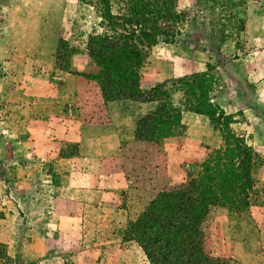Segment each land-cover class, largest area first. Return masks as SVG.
Masks as SVG:
<instances>
[{"label":"rangeland","instance_id":"rangeland-1","mask_svg":"<svg viewBox=\"0 0 264 264\" xmlns=\"http://www.w3.org/2000/svg\"><path fill=\"white\" fill-rule=\"evenodd\" d=\"M80 1L0 0V264H148L125 237L127 223L160 191L200 172L217 149L202 145L203 119L167 138L133 140L137 119L158 102L101 98L84 43L106 27L97 5ZM155 1L161 35L146 50L138 85L161 86L142 99L186 111L191 98L217 106V92L235 86L240 107L264 122V53L248 73L232 63L248 39L239 37L235 19L264 16V0ZM119 7L112 0L110 12ZM226 15L233 18L228 39L219 34L229 31L219 27ZM118 24L117 32L130 30ZM221 40L228 49L220 50ZM240 127L230 129L246 135ZM247 145L261 160L247 207L212 208L201 225L206 256L227 264H264V138Z\"/></svg>","mask_w":264,"mask_h":264},{"label":"trees","instance_id":"trees-1","mask_svg":"<svg viewBox=\"0 0 264 264\" xmlns=\"http://www.w3.org/2000/svg\"><path fill=\"white\" fill-rule=\"evenodd\" d=\"M120 12H110L112 0H81L99 10L105 31L90 34L85 49L95 65L93 80L103 100L158 102L155 108L137 119L133 140L167 138L181 128V111L158 98L142 99L161 85L140 90L138 69L146 50L161 35L157 27L155 0H113ZM119 22L122 33L113 26ZM139 26L135 32L132 28ZM142 27V29H141ZM119 30V29H118ZM186 111L207 118L221 136V145L202 164V170L176 186L156 194L145 209L127 223L125 237L137 244L148 264H227L206 256L201 230L209 210L220 208L238 213L247 207L254 188V173L261 160L243 137L231 129V117L218 106L203 107L191 98L183 103ZM216 109V110H215ZM218 124L221 128L216 127Z\"/></svg>","mask_w":264,"mask_h":264},{"label":"crops","instance_id":"crops-1","mask_svg":"<svg viewBox=\"0 0 264 264\" xmlns=\"http://www.w3.org/2000/svg\"><path fill=\"white\" fill-rule=\"evenodd\" d=\"M238 1H240V0H238ZM222 15H224V14H222ZM252 15H253V13L247 14L245 12L244 14L238 15L237 18L235 19V22L237 24L240 23L241 27L243 28V29H241V31H237V32H239V37L242 40L245 37H248V39H245L247 51H245L242 54V51H243L241 49L242 44L240 46L238 45L239 46L237 49V52H238L237 55L238 56H236L235 59H232V63H235V64L240 63V65H243L244 70L247 73H248V70L250 68L257 66V64L254 60L255 54L256 53H264V48H262V50L259 51V49L257 47L258 46L257 43L264 42V33H262V37H261V34L257 33L259 31H261V29L259 28V25H260L259 20L260 19L264 20V18H263L264 16L261 14L255 13L256 17L253 18ZM225 18H226L225 21L222 22V24L219 25V27H220V29L223 30L225 28V26H227L229 28V31L225 30L219 34L221 35V37L228 39V37L232 33L231 31L233 29V24L231 23V20H233V18H231L229 15H226ZM263 23H264V21H263ZM253 28H255V32L253 31ZM263 29H264V24H263L262 30ZM246 32H251V34H247ZM252 33H254V34H252ZM228 42L229 41H224V40L220 41V50L221 51H222V49H224V47L227 49L229 48ZM240 43H242V42H240ZM240 43H238V44H240ZM254 45H255V49L253 48ZM208 48H209V46H208ZM248 48H250V49L248 50ZM194 49H195V47H194ZM260 63L262 64V66H264V60L260 61ZM235 64H231V65L234 67ZM206 65H208V64H205V66ZM255 74L256 73H253V75H255ZM183 76H184L183 74H179L177 77H183ZM224 76H225V79L229 80L227 75H224ZM248 77H252V74L248 75ZM229 83L231 85H233L231 81H229ZM232 87H235V86H231L230 88H228V91H226V92H221V93L217 92L216 97H214L215 98L214 102L219 107V109H221L223 111V113L225 115H228L231 117L232 123L230 124V127L235 128L236 126L237 127L241 126L240 129H245L246 135H244V134H240V135H241V137L245 138L246 143L250 144L252 142L253 138L263 139L264 138V122L259 120L253 114L254 111L252 109L246 108V107L245 108L240 107V105L236 101V99L238 97L237 89H236V87L235 88H232ZM224 95L228 96V98L231 99V102H229V103L225 102ZM257 97H259V96H257ZM154 103H155V101L147 102V103H139V105L144 106V107H147V106L152 107ZM176 104L179 105L178 102ZM152 108H148V110H150ZM197 119H203L207 124V127H205V129L202 131V133L199 134V135H207L206 138L199 137V138H201V140H203L202 145L209 147V148L210 147L211 148H218L219 145L221 144V136L216 130H214L209 125L207 118L202 116V115H197V114H194V113H191L188 111H181V124L184 127H189L188 126L189 121L197 120ZM242 126H245V128H242ZM188 131L191 132L192 135L198 134V131H196L194 129L189 128ZM212 139H213V141H211ZM206 140H209V142H207ZM198 143L200 144L201 141ZM15 239L16 238H14V236H13L11 238V242L15 241ZM4 242H5V240H2V238H0V243H4Z\"/></svg>","mask_w":264,"mask_h":264}]
</instances>
